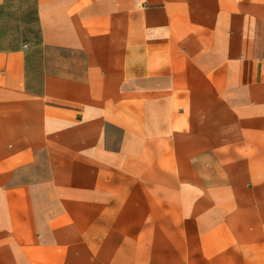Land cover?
<instances>
[{
    "label": "crops",
    "instance_id": "crops-1",
    "mask_svg": "<svg viewBox=\"0 0 264 264\" xmlns=\"http://www.w3.org/2000/svg\"><path fill=\"white\" fill-rule=\"evenodd\" d=\"M34 4L40 88L0 49V264H264V0Z\"/></svg>",
    "mask_w": 264,
    "mask_h": 264
},
{
    "label": "rangeland",
    "instance_id": "rangeland-1",
    "mask_svg": "<svg viewBox=\"0 0 264 264\" xmlns=\"http://www.w3.org/2000/svg\"><path fill=\"white\" fill-rule=\"evenodd\" d=\"M34 0H6L0 6V49H27L28 87L37 90L43 76L42 50ZM30 47L32 50L30 51Z\"/></svg>",
    "mask_w": 264,
    "mask_h": 264
},
{
    "label": "trees",
    "instance_id": "trees-1",
    "mask_svg": "<svg viewBox=\"0 0 264 264\" xmlns=\"http://www.w3.org/2000/svg\"><path fill=\"white\" fill-rule=\"evenodd\" d=\"M38 46H40V37H39V39H38V44H37ZM27 60H28V58H27ZM28 86V85H27ZM29 88V87H28ZM29 89H31V88H29Z\"/></svg>",
    "mask_w": 264,
    "mask_h": 264
}]
</instances>
